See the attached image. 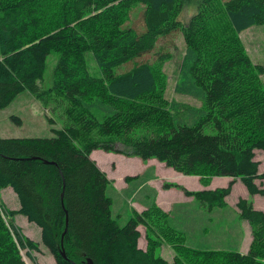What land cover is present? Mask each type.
<instances>
[{"label": "trees", "instance_id": "obj_1", "mask_svg": "<svg viewBox=\"0 0 264 264\" xmlns=\"http://www.w3.org/2000/svg\"><path fill=\"white\" fill-rule=\"evenodd\" d=\"M186 8L194 13L184 24ZM263 25L264 0H0V111L22 95H46L65 103L67 120L50 137H0V192L11 188L20 203L18 210L0 204V264H25L23 251L36 263L39 244L17 215L41 229L56 264H264V212L244 198L236 209L227 203L238 179L251 196H264L255 153L264 150V66L240 38ZM177 34L185 52L174 91L200 107L166 97L171 47L159 43ZM52 55V87L44 91ZM96 150L157 159L200 177L205 189L164 182L194 201L165 212L150 185L155 166L127 176L118 190L92 158ZM215 177L232 180L208 189ZM116 199L124 209L115 215ZM243 221L252 233L247 254L239 251ZM209 232L222 238L213 240L217 248ZM227 242L238 250L219 248ZM163 245L173 261L157 256Z\"/></svg>", "mask_w": 264, "mask_h": 264}, {"label": "rangeland", "instance_id": "obj_2", "mask_svg": "<svg viewBox=\"0 0 264 264\" xmlns=\"http://www.w3.org/2000/svg\"><path fill=\"white\" fill-rule=\"evenodd\" d=\"M193 10L190 8L183 9L180 13V20L187 24L193 15ZM240 38L244 44L247 54L251 57L253 63L261 64L264 66V25L256 26L249 30L244 31L240 34ZM172 37L168 39V41L161 40L159 43V47H167L171 49L169 50V54L171 55L170 60L164 66V73L166 76V97L170 100H178L182 102L189 103L193 106L200 107L201 103L191 97L176 95L174 88L179 80V72L183 59V55L185 52V43L181 34H177L175 40L171 42ZM57 55H52L48 59V68L42 82V88L44 91H48L49 88L52 87V76L53 70L57 62ZM262 81L264 82V75H262ZM50 93V92H48ZM65 103L60 99H57L52 96H44L41 99L36 97H32L31 95H22L17 101H15L9 108L0 111V137L7 138H23V137H50L52 136L51 127H55L57 129H63L67 125V120L64 114ZM19 115L23 120V123L16 124L13 120H11V116ZM51 120H53L52 125ZM208 132H213L212 130H207ZM104 153V152H101ZM256 160L260 162L261 173H264V150H256ZM97 160L101 164V166L109 172L110 179L114 182L117 181L118 185H122L124 183V179L128 174L136 175L142 172L148 166H155L157 172L161 177V182H156V186L161 191V194L167 198L169 201H178L179 198L183 200L184 194L182 191L174 188L173 191L165 194L166 191L162 190V182L167 181L171 183L183 184L189 186L191 189H195L199 180H193L192 178H188L187 180L182 179V177H194L196 176H186L173 168L168 167L165 163L159 162L157 159H151L149 161H144L139 157H129L125 155H117L112 156V160H105L96 155ZM115 162L117 165V170L115 164L113 165V169L111 171V165ZM115 171V172H114ZM128 171V172H127ZM217 183L213 185L214 188H218L221 186H227L229 182L232 180L231 178H222L215 177ZM198 179V178H197ZM197 181V182H196ZM237 184L234 187L233 194L228 198V203L232 206L236 203V201L241 197L248 199L250 202L254 203L255 207L258 210L263 209L264 211V196H251L246 187L243 185L240 180H236ZM264 185V180H263ZM182 186V185H180ZM211 189V187H208ZM117 202L119 199H116V204L113 205V210L115 215L123 212L122 208ZM0 204L5 205L9 210H18L20 208V203L17 195L11 188H7L0 192ZM207 222L212 225V220L206 219ZM14 222L20 226L25 233L26 236L34 240L39 244L40 251L32 252L31 254L36 259V263H34L27 255V251H23L25 264H56L54 257L49 252V250L43 245L41 240V229L34 223H30L27 218L23 215H17L14 217ZM243 228L245 231L244 243L243 247L240 250L245 248L247 251L248 246L252 240L251 229L249 228L248 223L243 224ZM219 229V228H218ZM219 230L227 231L228 235L225 238L229 241H235L236 234L234 229H226L225 225L220 227ZM232 231V232H231ZM140 232L142 237L140 239L139 245L145 250L146 247V231L142 226L140 228ZM207 238L210 240V245L213 248H217L215 243H212L213 240L221 241L222 238L214 232H209ZM230 245H222L219 247L220 249H232L238 250L235 246H232L231 242H227ZM200 247V245H199ZM157 256H161L166 260L173 261L175 257V253L168 245H164L162 248L157 249Z\"/></svg>", "mask_w": 264, "mask_h": 264}, {"label": "crops", "instance_id": "obj_3", "mask_svg": "<svg viewBox=\"0 0 264 264\" xmlns=\"http://www.w3.org/2000/svg\"><path fill=\"white\" fill-rule=\"evenodd\" d=\"M101 152H104V153H101ZM96 155L98 156V157H101L102 159H105V160H112L111 158H112V156H117V155H122V154H118V153H109V152H105V151H102V150H96V151H94L93 153H92V158L97 162V164H98V166L101 168V170H103L107 175H108V177L110 178V175H109V172H107L102 166H101V164L99 163V161L97 160V158H96ZM115 164V162H113L112 163V165H111V171H112V169H113V165ZM115 166H116V169H115V171L117 170V165L115 164ZM146 169V168H145ZM145 169L142 171V172H140L139 174H141V173H143L144 171H145ZM114 171V172H115ZM260 171H261V166H260ZM128 172V171H127ZM156 174H157V176H158V178L156 179V180H153V181H151L150 182V185L151 186H153L156 190H157V192H158V200H157V202H158V204H159V206L162 208V210H164L165 212H170L171 210H172V208L176 205V204H194V201H193V198H191V197H187L183 192V194H184V197H183V200H181L180 198H179V200L178 201H176V202H174V201H169V200H167V198L163 195V193L161 194V191L159 190V188L156 186V182H161V177H160V175H159V173L157 172V169H156ZM136 175H138V174H136ZM136 175H130V174H128V176H136ZM127 177V176H126ZM125 177V178H126ZM197 178H194V177H182V179H185V180H187L188 178H192L194 181L195 180H199L198 181V184H197V186H196V188L195 189H191L189 186H187V185H184L185 186V188H187L188 190H191V191H199V190H203V189H205V187L201 184V182H200V177H198V176H196ZM117 180L115 177H113V180ZM216 180V178H213V180H212V182H211V184H210V186L209 187H211V189H217V188H214L213 187V185H215L216 183H217V181H215ZM164 182H167V181H164ZM164 182H162L163 184H162V190H164V191H166V193L165 194H168L169 192H171V191H173V189L174 188H172V189H169V190H166V189H164ZM197 182V181H196ZM241 182V181H240ZM171 183V182H170ZM175 184H177V183H175ZM236 184H237V182H236ZM235 184V185H236ZM178 185H182L183 186V184H178ZM235 185H234V187H235ZM115 186H116V188L118 189V190H122V189H124L125 187H126V182H125V179H124V183L122 184V185H118V183H117V181L115 182ZM228 186V185H227ZM227 186H221V187H218V188H222V187H227ZM234 187H233V190H232V193H231V195L233 194V191H234ZM230 195V196H231ZM229 196V197H230ZM258 196V195H257ZM228 197V198H229ZM228 198H227V203H228ZM241 198V197H240ZM239 198V199H240ZM238 199V200H239ZM245 199V198H244ZM238 200L236 201V203L234 204V205H230L229 203V206H231L232 208H234V209H236V204H237V202H238ZM254 204V203H253ZM133 206H134V208L137 210V211H139V212H142L143 210H144V208L141 206V205H139L138 203H134V204H132ZM195 206V205H194ZM255 206V205H254ZM196 208V207H195ZM262 211H263V209H261ZM264 212V211H263ZM236 214V213H235ZM195 217H196V215L195 216H191V219L189 220V222H188V224L187 225H189L190 227H192V226H194L196 223H195ZM244 223H248L247 221H243L242 222V227H243V224ZM248 225H249V223H248ZM142 227V226H141ZM140 227V228H141ZM140 228H139V230H140ZM249 228H250V225H249ZM251 229V228H250ZM243 230H244V228H243ZM244 234H245V231H244ZM245 237V236H244ZM246 238V237H245ZM245 238H243L242 239V242H241V248L240 249H242V247H243V243H244V240H245ZM140 242V241H139ZM251 242H252V240H251ZM251 242H250V244H249V246H248V249H247V251H245V248L243 249V250H240L241 251V253H243V254H247L248 253V251H249V248H250V245H251ZM140 246V245H139ZM164 246V245H163ZM162 246V247H163ZM161 247V248H162ZM141 248V247H140ZM146 248H147V243H146V247H145V250H146ZM171 262V261H170Z\"/></svg>", "mask_w": 264, "mask_h": 264}, {"label": "water", "instance_id": "obj_4", "mask_svg": "<svg viewBox=\"0 0 264 264\" xmlns=\"http://www.w3.org/2000/svg\"><path fill=\"white\" fill-rule=\"evenodd\" d=\"M63 254H64V251H63Z\"/></svg>", "mask_w": 264, "mask_h": 264}]
</instances>
